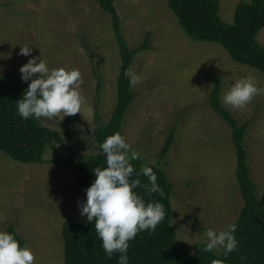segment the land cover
I'll return each instance as SVG.
<instances>
[{"label":"rangeland","instance_id":"rangeland-1","mask_svg":"<svg viewBox=\"0 0 264 264\" xmlns=\"http://www.w3.org/2000/svg\"><path fill=\"white\" fill-rule=\"evenodd\" d=\"M218 1L220 19L232 23L240 0ZM114 4L130 48L151 33L149 49L137 52L132 61L130 72L138 82L131 83L134 98L120 134L145 163L156 164L166 137L174 132L160 164L173 185L175 245L193 253V245L203 242L208 229L220 231L233 223L242 206L231 131L208 104L217 79L222 83V105L240 124L248 123L247 161L258 197L264 199V91L240 110L222 102L223 94L239 79L251 77L264 89V73L233 61L217 43L188 37L167 0H114ZM257 40L264 45V27ZM25 45L32 47L30 56L19 52ZM32 57L50 69H78L83 103L75 115L40 119L62 138V143L46 145L45 163L16 162L0 151V230L13 222L33 251L35 264H64L62 223L66 217L80 221L84 216L74 168L56 161L72 149L77 164H83L95 153L97 127L114 109L120 56L108 12L96 0H0V75L28 88L30 81L21 80L19 69Z\"/></svg>","mask_w":264,"mask_h":264},{"label":"trees","instance_id":"trees-1","mask_svg":"<svg viewBox=\"0 0 264 264\" xmlns=\"http://www.w3.org/2000/svg\"><path fill=\"white\" fill-rule=\"evenodd\" d=\"M99 7L107 11L120 56L119 72L116 80V101L109 120L95 131V153L83 164H77L76 155L69 149L60 165L74 168V179L81 192L82 204L86 199L85 189L95 179L93 169L103 166L105 156L99 145L115 132L121 131L124 115L131 104L134 93L131 91L130 72L134 55L150 47V32L135 48H130L122 35L120 15L114 0H96ZM168 7L178 20L185 34L196 40L214 42L222 46L230 58L264 73V45L257 40V34L264 27V0H240L234 10L233 22L226 23L218 15V0H167ZM101 79L97 77L96 96L99 95ZM220 79L214 82L208 97L210 108L220 116L231 131V139L236 154L235 178L242 198V206L237 219L235 237L239 242L237 250L224 256L222 249L204 252L203 242L193 245V253L176 247V233L171 225V195L173 185L161 167L173 142L174 132L166 137L156 164L145 163L141 158L131 161L135 171L130 179L139 178L141 187L135 189L146 202H159L165 207V219L154 232H139L130 241L128 249L129 264H264V199L258 197L256 184L251 177L244 146L247 122L239 123L221 103ZM27 88L10 83L0 75V151L20 163H45L42 154L51 141L62 143L58 131L43 125L41 120L22 119L17 114V100L22 98ZM152 167L157 183L164 196L149 193L148 180L137 176L143 166ZM5 231L14 234L21 246L25 241L18 233L16 225L8 222ZM61 234L64 246V264H117L118 254L108 258L97 237L94 226L86 216L80 221L66 217L62 223Z\"/></svg>","mask_w":264,"mask_h":264},{"label":"clouds","instance_id":"clouds-1","mask_svg":"<svg viewBox=\"0 0 264 264\" xmlns=\"http://www.w3.org/2000/svg\"><path fill=\"white\" fill-rule=\"evenodd\" d=\"M21 55L30 56L32 47L19 49ZM32 57L19 69L21 80L28 83L22 98L17 100V114L24 120L29 118L53 120L57 115L71 116L80 113L83 98L78 91L83 83L78 69H50L43 60ZM133 85L138 77L125 72ZM35 76V78H33ZM264 89H259L253 78L239 79L223 94L222 102L232 109H243ZM105 156L103 166L93 169L95 179L86 188V199L79 206L80 214L94 226L105 255L112 258L118 254L117 264H129V242L139 232H154L165 219V207L159 202H146L135 189L141 187L134 174L131 161L140 159V152L134 150L125 138L115 132L99 145ZM147 178L149 193L164 196L157 183L152 167L143 166L137 176ZM237 225L231 223L222 230L208 229L203 240V251L221 250L224 256L237 250L239 242L235 237ZM0 264H35L33 251L15 238L14 234L0 230ZM219 264V262H216Z\"/></svg>","mask_w":264,"mask_h":264}]
</instances>
